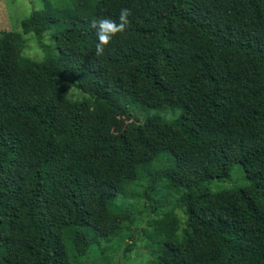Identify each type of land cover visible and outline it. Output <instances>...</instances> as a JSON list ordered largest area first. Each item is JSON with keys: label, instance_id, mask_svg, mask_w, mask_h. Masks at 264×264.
Returning <instances> with one entry per match:
<instances>
[{"label": "trees", "instance_id": "trees-1", "mask_svg": "<svg viewBox=\"0 0 264 264\" xmlns=\"http://www.w3.org/2000/svg\"><path fill=\"white\" fill-rule=\"evenodd\" d=\"M138 198L149 264H264V0H44L0 32V264H86Z\"/></svg>", "mask_w": 264, "mask_h": 264}, {"label": "rangeland", "instance_id": "rangeland-1", "mask_svg": "<svg viewBox=\"0 0 264 264\" xmlns=\"http://www.w3.org/2000/svg\"><path fill=\"white\" fill-rule=\"evenodd\" d=\"M44 5V0H1L0 1V32L1 31H14L22 32V21L26 19L34 10H41ZM53 30H49L44 37V42L53 46L52 40ZM27 47L24 50V54L30 56L40 57L42 55V50L39 46V42L33 33L24 35ZM133 118L128 122L129 126L141 127L151 123H158L161 121L173 120L180 117V112L172 110L164 111H154L147 110L143 111L140 109L132 110ZM246 184L245 176L239 165L235 166L232 170L231 177L222 180L214 181L211 185L212 190L217 189H227L232 187H242ZM135 209L141 210V213L137 216L139 231L135 228L136 232L132 238H117L114 242H104L99 249V253L94 250L89 251L86 255L84 261L86 264H102L100 262L102 254L106 256V264H149L148 255L146 251V237L145 234L148 232H143V230H151L155 222L156 217L159 213L150 212V209L143 208V201L137 199L134 202ZM168 207V206H167ZM164 207V210L167 209ZM178 214L182 220V227L186 225V214L182 209L178 210ZM132 243L135 245L134 252L131 253L130 259L127 261L122 260V253L126 243ZM2 253L0 248V254Z\"/></svg>", "mask_w": 264, "mask_h": 264}, {"label": "clouds", "instance_id": "clouds-1", "mask_svg": "<svg viewBox=\"0 0 264 264\" xmlns=\"http://www.w3.org/2000/svg\"><path fill=\"white\" fill-rule=\"evenodd\" d=\"M126 15V12L122 13L121 14V19L123 20L124 19V16ZM121 28L123 27V25L120 26Z\"/></svg>", "mask_w": 264, "mask_h": 264}]
</instances>
